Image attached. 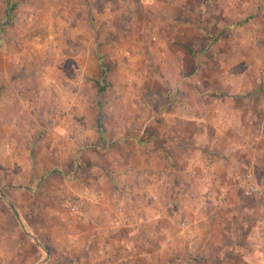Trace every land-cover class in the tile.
Returning <instances> with one entry per match:
<instances>
[{"label":"rangeland","instance_id":"374dc122","mask_svg":"<svg viewBox=\"0 0 264 264\" xmlns=\"http://www.w3.org/2000/svg\"><path fill=\"white\" fill-rule=\"evenodd\" d=\"M200 132L264 184V0H0V264L217 260Z\"/></svg>","mask_w":264,"mask_h":264},{"label":"crops","instance_id":"0c3cea01","mask_svg":"<svg viewBox=\"0 0 264 264\" xmlns=\"http://www.w3.org/2000/svg\"><path fill=\"white\" fill-rule=\"evenodd\" d=\"M201 112L202 110L199 111L200 114ZM203 116L204 115H197V118H192V116H190L189 119L191 121L193 119L197 120L198 118V120H203V118L207 120L206 116ZM200 123L201 124L199 130H202L205 128V126L201 121ZM191 138L196 139L193 142L190 141V145L192 146L193 150L190 149L191 151H188L187 155L191 154L192 156V153L195 155H199L200 152H202V155L205 156V162L201 166H199L198 162L193 161L190 158V160H187L183 164L184 167H179V169L177 168V164H175L177 170L183 172L186 175V177L179 178L181 180L180 185L186 186L187 181H185V179L192 181V179H194L193 173L197 168L200 170L198 171V173H201V180L203 182L202 185L205 187L215 185V182H219V185H222L223 183H229V188H233L235 186V189L233 188L230 197V206H232L231 209L227 211V214L223 213L224 217L217 218L213 221L215 226H217L216 228L218 229V234L221 237H226L227 240H222L220 243L218 242V247L215 248L218 254H216L217 260L207 263L264 264V198H260L264 194L262 196H245L239 186V180L241 178L239 180H236V182L233 184H231L230 181L233 175H235V179L238 176H243V171L248 168L249 170H247L246 173L249 172L253 177H255L253 175V172L250 171V169L253 168L251 167V159L246 158V160L244 161V158H240L239 154H241L240 152L243 151L241 150L242 147H240L239 149L238 145L237 149L236 147H234V149L231 143L225 145L220 150H213L211 148V143L213 145V140L209 141L204 139V133L202 132H200V136L189 137V139ZM156 139L158 140L159 138ZM169 145L170 148H168V152L171 153V155L173 154V152L175 153L177 152V150H180L175 141H172ZM244 149L245 152H248L247 154H249L250 149L247 144H244ZM143 157H145L146 161H149L147 165H149L153 169V167H155L154 162L156 161H153L152 159L149 160V158L147 159V156L145 155ZM207 158L209 160H207ZM142 164L144 165V163ZM142 164L140 165V167H135V169H141L143 167ZM180 166H182L181 163ZM143 170L147 171L146 169ZM238 173H240V175L236 176ZM251 198L255 201V203H257V205L250 204V202H253L252 200H250ZM222 201L227 202V198L224 195L221 196V203ZM206 217L207 219L209 218V216ZM203 219H205V217H203ZM200 224H204V222L200 221ZM208 225H211V223H207V226ZM206 235H208V231L206 232ZM206 240L201 244V250L205 252L208 250H214L212 246L213 243H207ZM224 253L235 255V263H228L226 259L223 258L225 257Z\"/></svg>","mask_w":264,"mask_h":264},{"label":"built area","instance_id":"2783aa9c","mask_svg":"<svg viewBox=\"0 0 264 264\" xmlns=\"http://www.w3.org/2000/svg\"><path fill=\"white\" fill-rule=\"evenodd\" d=\"M239 186L245 196H262L264 194V184L257 181L251 173H246L239 180ZM78 206H73V210H78ZM80 212V210L78 211ZM181 230L187 239L194 237L195 232L185 221L181 223Z\"/></svg>","mask_w":264,"mask_h":264},{"label":"trees","instance_id":"16d2710c","mask_svg":"<svg viewBox=\"0 0 264 264\" xmlns=\"http://www.w3.org/2000/svg\"><path fill=\"white\" fill-rule=\"evenodd\" d=\"M99 129V128H98ZM99 132H101V129H99Z\"/></svg>","mask_w":264,"mask_h":264}]
</instances>
